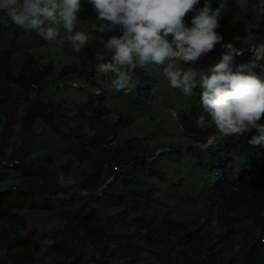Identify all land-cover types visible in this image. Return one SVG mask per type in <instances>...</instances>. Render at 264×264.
<instances>
[{
	"label": "trees",
	"instance_id": "trees-1",
	"mask_svg": "<svg viewBox=\"0 0 264 264\" xmlns=\"http://www.w3.org/2000/svg\"><path fill=\"white\" fill-rule=\"evenodd\" d=\"M254 1L249 0V4ZM81 2L88 10H93L90 0ZM211 4L216 9L223 5L217 33L223 35L226 45L232 44L240 51L251 43L264 42V6L260 17L254 18L246 11L245 19L236 22L237 5L224 0H211ZM203 6L204 0H199L197 8ZM193 16L194 12L186 15V26L191 25ZM5 19V13L0 11V42H5L6 30L12 32L11 47L0 48V168L6 169L1 165L2 160L18 159L20 163L11 169L21 171L23 183L0 188V264H111L112 255L117 251L131 257L134 263L140 262L143 254H153L156 260L147 264H264V147L253 148L247 142L256 134L255 130L239 137H226L206 150L188 149L191 156L188 163H192L191 170L197 183L194 201L202 204L200 212L201 215L207 214V220L199 216L195 221L186 222L170 219L167 214L159 216L155 211L149 216L144 211L130 223L133 232L111 233L103 217L93 209L76 207L78 196L74 194L70 198L68 214L62 218L64 224L53 237L50 247L41 252L43 238L38 231L29 229L26 214H57L60 207L59 176L57 171L43 165L45 160L52 163V156L47 155L44 160L41 157L34 159L23 146L11 152L7 150L21 108L24 113L20 122L26 134L31 135L35 125L42 122L45 128L64 141L74 139L82 145L77 157L81 162L91 163L90 170L84 172L78 181L79 192L85 193L86 197L102 201V196L98 195L106 190L104 195L118 202L124 213L129 209H144L143 205L151 197L149 192L127 190L135 182L134 171L121 170L129 154L124 150L125 145L119 147L115 140L117 126H128L133 120L120 116L111 126L108 119L111 110L105 105L107 96H98L97 99L81 101L73 117L84 121L94 133H85L80 124L65 130L66 107L35 96L52 73V66L47 64L38 68L28 48L15 47V43L29 31L18 28L10 20L7 22L11 25L4 26ZM237 24L243 27L238 33ZM33 33L38 35L35 31ZM94 33L96 43L84 47L81 62L64 66L59 73L61 78L77 75L96 83L98 77L105 74L109 82L112 73L97 69L98 64L110 62L113 53L108 52L100 61L95 59V53L103 48L102 38L106 40L118 32ZM248 35L253 36V41L246 43L244 38ZM16 50L24 54L18 70L12 62ZM135 73L143 76L145 72L137 68L132 75ZM33 84L38 88L34 89ZM201 92L199 89L195 92L198 97L193 118L186 112L183 117L187 125L185 133L201 145H207L216 135V129L214 125L200 128L196 123L198 115L203 112ZM139 94L140 98L148 97V89H140ZM204 115L207 120L211 119L209 114ZM259 123L264 124V116ZM113 141L116 145L110 144ZM118 181L123 184L122 191L113 193L111 190Z\"/></svg>",
	"mask_w": 264,
	"mask_h": 264
},
{
	"label": "rangeland",
	"instance_id": "rangeland-1",
	"mask_svg": "<svg viewBox=\"0 0 264 264\" xmlns=\"http://www.w3.org/2000/svg\"><path fill=\"white\" fill-rule=\"evenodd\" d=\"M224 1L237 5L236 22H242L245 19L244 12L246 11L251 12L254 18L260 17L263 13L264 0H255L252 5L249 4V0ZM211 7L216 10L213 4ZM96 22L95 11L88 10L81 2V11L77 13L76 30L87 32L91 36L90 44L96 43L97 37L91 31V25ZM3 25L9 26L11 23L5 22ZM191 26L188 25V27ZM235 29L238 33L243 30V27L237 24ZM215 31L217 32V29ZM60 32L61 36H66L62 26ZM32 33L33 31L27 32L20 41L15 43V47L18 49L28 48L35 57L38 68L47 64L53 68L44 86L39 88L40 91L35 96L66 107L65 113L68 119H65L63 124L65 130L68 131L80 124L85 128V133L89 134H93L94 131H90L84 121L73 118L78 112L80 102L98 96H107L105 105L111 110V115L108 117L111 126H114L120 116L133 120V123L128 126H117L115 139L119 143V147L125 145L124 150L129 154L121 170L123 172L127 169L133 170L136 178L127 190L140 191L143 194L149 192L151 197L150 201L143 205L144 209L137 211L129 209L127 213H124L123 207L118 202L104 195L106 190L98 195L102 196V201H98L94 197H86L85 193L79 192L78 181L84 172L90 170L91 163L86 160L81 162L78 159L77 153L81 152L82 145L74 139L70 142L64 141L45 128L42 122L35 125L31 135L26 134L22 130L20 122L24 113L21 108L19 117L14 124V136L7 150L11 152L13 149L23 146L34 159L41 157L42 160L50 155L54 161L50 163L45 160L43 165L57 171L59 176L60 207L57 208V214L34 212L26 214L29 229L38 231L43 238L41 252H45L50 247L53 237L64 224L62 218L67 216L68 206L71 204L70 198L74 194L78 196L76 197V207L93 209V212L103 217L107 229L111 233L133 232L134 227H130V223L144 211L148 212L149 216L155 211L159 216L167 214L170 219L186 222L195 221L199 216L207 220V214L202 213L203 215H201L200 212L202 204L199 201H194L197 183L191 170L192 163H188L191 156L187 152L190 147L206 150L208 147L215 146L217 141L211 137L207 145L196 142L191 135L185 133L187 125L184 124L183 117V112H186L190 118H193L192 113L195 111V102L198 97L195 92L198 89L201 90L199 86L193 90L191 96H185L179 89L170 86L160 68H155L147 74L144 73L143 76L141 73L133 74L135 86L121 92H115L111 88L110 81L105 79V74H101L96 83L89 82L77 75L61 78L59 73L64 66L74 62L79 63L84 59L83 49L76 53L66 40L62 46L49 44L38 39L37 34L33 33V35ZM5 34V42H0L2 49L7 46L11 47L9 42L12 37L11 30H6ZM218 35L222 39L214 45L210 52L202 55L194 63L180 62L179 66L182 69L192 68L197 71L210 69L227 51L223 35ZM168 39L171 40V36ZM244 40L246 43L252 42L253 36L248 35ZM232 46L236 49L234 45ZM23 56V51L16 50L14 52L12 62L16 70L21 66ZM236 56L233 64L236 62ZM138 69L145 72V70ZM157 72L160 74L157 75ZM140 89H148L149 96H144V99L140 98ZM179 150L181 153H177ZM21 183H23L21 171L0 168V188ZM122 188V182L118 181L111 191L119 193ZM215 231L218 229L215 228ZM155 260L156 257L153 254H143L141 261L134 263L131 257L117 251L112 255L111 264H147Z\"/></svg>",
	"mask_w": 264,
	"mask_h": 264
},
{
	"label": "clouds",
	"instance_id": "clouds-1",
	"mask_svg": "<svg viewBox=\"0 0 264 264\" xmlns=\"http://www.w3.org/2000/svg\"><path fill=\"white\" fill-rule=\"evenodd\" d=\"M96 13L91 31L100 34L118 32L101 39L103 48L96 51L100 61L112 52L111 61L98 64V71L111 72V88L115 92L134 87L132 73L140 68L145 73L162 69L170 86L191 96L199 86L203 112L196 123L200 128L215 126L216 141L239 137L255 130L247 142L255 148L264 147V42L250 47L252 58L233 69L240 51L232 44L221 59L207 71L182 69L180 62L194 63L210 52L222 37L220 27L223 5L216 10L211 0L197 8L199 0H90ZM0 11L18 28L35 31L49 44L62 46L65 40L79 53L91 40L82 30H76L81 0H0ZM194 12L191 27L185 17ZM63 27L66 36H61ZM171 36V40L168 37ZM244 49V48H243ZM237 57V56H236ZM260 68V74L255 69ZM157 75L160 73L157 72ZM204 113L210 115L207 120Z\"/></svg>",
	"mask_w": 264,
	"mask_h": 264
},
{
	"label": "built area",
	"instance_id": "built-area-1",
	"mask_svg": "<svg viewBox=\"0 0 264 264\" xmlns=\"http://www.w3.org/2000/svg\"><path fill=\"white\" fill-rule=\"evenodd\" d=\"M259 43H251L249 44L248 46H246L244 49H242L240 51V55H237L236 57V62L235 64H233V69H235V67L241 63H245V62H248L251 58H252V53L250 51V47L253 46V45H258ZM261 65H264V60H261L259 62ZM255 71L257 73L260 74V68H257L255 69ZM32 87L34 89H37L38 87L33 84ZM111 145H116V142L113 141L112 143H110ZM19 160L18 159H13V160H7V159H4L1 161V165L4 166L6 169H11V168H14L15 166H17L19 164ZM15 189V187H14Z\"/></svg>",
	"mask_w": 264,
	"mask_h": 264
}]
</instances>
